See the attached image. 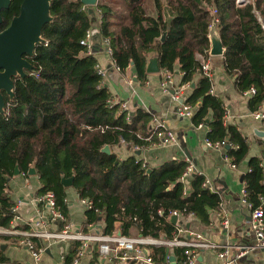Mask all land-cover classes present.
Listing matches in <instances>:
<instances>
[{
	"label": "trees",
	"instance_id": "1",
	"mask_svg": "<svg viewBox=\"0 0 264 264\" xmlns=\"http://www.w3.org/2000/svg\"><path fill=\"white\" fill-rule=\"evenodd\" d=\"M118 1L122 11L101 1L96 5L101 20L96 19V8L83 9L81 0L50 1L53 20L44 25L45 41L29 57L34 68L26 70L24 77H14V96L5 94V112L0 111V226L12 224L14 201L7 186L16 167L29 177L35 168L41 184L38 193L54 192L65 214L69 194L62 179L73 178L70 187L77 196L94 202L85 211L87 222L103 221L106 234L118 230L127 234L138 223L143 236L171 239L173 225L159 215L160 209L165 215L173 210L183 217L195 214L207 222L210 210L222 202L219 192L203 186L204 175L193 173L187 183L180 179L186 160L171 159L144 168L138 150L125 159L113 151L123 141L147 144L143 137L151 132L152 113L136 108L128 118L125 111L109 106V88L106 84L98 87L102 78L96 56L87 54L80 44L89 28L110 38L121 71L133 67L140 82L148 78L153 55L161 70L174 72L178 65L184 72L182 82L191 86L186 102L194 106L193 124H207V137L212 140L227 138L237 144L228 150L237 164L247 157V139L234 125L225 123L224 102L210 92L212 80L204 74L199 55L209 56L210 29L216 22L225 47L224 67L236 74L239 92L256 88L248 102L249 109L256 111L264 104V0L243 4L236 0H152L150 6L146 0ZM22 2L12 0L2 9L0 31L19 15ZM105 145H110L111 153L102 151ZM248 168L244 175L248 198L258 206V196L264 193V170L257 157L249 159ZM167 248H156L157 261L171 256ZM6 258L0 245V261Z\"/></svg>",
	"mask_w": 264,
	"mask_h": 264
},
{
	"label": "crops",
	"instance_id": "2",
	"mask_svg": "<svg viewBox=\"0 0 264 264\" xmlns=\"http://www.w3.org/2000/svg\"><path fill=\"white\" fill-rule=\"evenodd\" d=\"M93 9V8H92ZM96 19L98 16L96 14ZM218 31V29L216 28ZM211 32V31H210ZM219 33V31H218ZM96 35L94 54L98 63L107 70L105 76V84L110 90L111 99L115 103L127 101L130 112L133 113L136 108L157 115L161 119H165L167 125L177 132L179 144H170L164 147L144 146L141 148V154L137 155L138 159L147 164V168L160 166L163 162L171 159L188 160L190 159L197 170L202 171L205 177H208L214 187L219 191L222 197L220 206L210 210L209 220L204 222L195 214H189L183 217L186 228L192 232L201 234L206 241L219 244L232 243L234 245L240 243H255L254 236L239 235V231L245 229L251 220V211L240 200V192L244 186V175L248 171V161L251 157H257L261 161L264 168V122L255 119L252 115L253 111L249 109V97L246 92H239L236 88V74L227 73L223 57L221 55H212L207 57L210 63V72L212 80L213 94L219 96L224 102L226 108L225 123L234 125L245 135L248 142V155L238 164L237 169L230 167L224 159L221 151L209 148L205 145L204 139L207 136L208 125L204 124L202 128L194 125L191 118L181 117L177 114V108L180 103L186 102V96L191 94V86L182 82L183 72L179 66L173 72V83L170 86L171 92L181 90V101H175L170 91L164 92L160 87L161 74L149 73L148 78L144 82H140L135 77L133 67H129L126 71H118L113 65L112 59L105 53L101 44L98 43V31H94ZM101 36V35H100ZM156 57L153 55L151 58ZM120 110V109H118ZM195 112V111H194ZM194 115V113H193ZM152 123V122H150ZM111 152L112 148L110 147ZM113 151L117 153L120 159H125L135 151L131 144L125 142L114 146ZM187 183V182H186ZM40 179L38 175L24 177L21 174H15L8 182L7 192L11 195L13 201L23 200L20 212L25 222L19 226L28 228V224H32L36 219L41 217L38 206L31 199L38 194L40 188ZM68 205L69 211L67 216L74 223L75 227L82 229L86 233L103 232V221L98 223H88L85 214L86 208L78 203L74 197L80 199L74 189L68 186ZM225 210L230 218V229L224 231L221 228L220 217L218 212ZM44 220L49 221V211L42 212ZM28 223V224H27ZM55 223H49L46 228L51 231L58 229ZM142 226L133 223L129 228V234H141ZM118 230L115 233H119ZM106 234V233H105ZM239 235V236H237ZM2 236V235H1ZM0 236V245L2 251L9 253L8 257L14 259L6 260L8 263H27L35 264L29 250L21 246L18 242L19 237L6 235ZM180 237H185L180 234ZM190 238V237H189ZM191 239L196 240V236L192 235ZM36 243L40 247H44L39 264H60L62 256L65 255L67 264H71L77 254L78 241H49L45 238L36 239ZM167 246V254L171 255L170 264H184V249L181 247ZM10 251H8V249ZM160 247V246H159ZM156 248L150 247L149 252L155 257ZM175 249H180L176 254ZM234 246L233 252L237 251ZM18 252L24 254V258H17ZM6 256V255H5ZM7 257V256H6ZM171 257H173L171 259ZM163 260L162 262H165ZM218 249L200 248L197 264H218ZM78 264H132V261L122 262L119 259H104L98 255L97 246L88 244L85 254L81 257ZM237 264H264V250L252 249L246 255L237 260Z\"/></svg>",
	"mask_w": 264,
	"mask_h": 264
},
{
	"label": "built area",
	"instance_id": "3",
	"mask_svg": "<svg viewBox=\"0 0 264 264\" xmlns=\"http://www.w3.org/2000/svg\"><path fill=\"white\" fill-rule=\"evenodd\" d=\"M99 2L100 0H98V3ZM87 7L91 6L84 4L83 9H87ZM96 11L98 18L101 20V10L97 9L96 7ZM95 38L96 35L94 34L93 28H89L86 31L85 35L81 38L80 44L86 47L87 54L95 53V44L97 43L95 41ZM98 43L101 44V47L103 48L105 53L111 57L115 68L118 71H121L120 67L117 65L116 60L113 57V47L111 45L110 38L99 36ZM207 57L208 56L203 54L199 55V59L201 60V67L204 74L211 77L210 63ZM96 68L98 74L102 78L100 84L98 85V87H101L103 84H105V76L107 70L101 67L99 63H97ZM159 73L161 74V89L164 92H171L170 86L172 85L174 80L173 72L168 69H160ZM187 84L190 85V83ZM210 92L212 93L213 90L210 89ZM246 93L252 96L256 94V88L251 87L247 90ZM171 94L173 100L181 101V90L174 89ZM108 104L111 107L117 106L118 109L127 113L128 118L131 117V112L127 101L115 103L110 98L108 99ZM193 113L194 106L187 102L180 103L179 107L177 108V114L181 117L192 118ZM252 115L255 119L264 122V104L259 105L258 109L254 111ZM151 122L152 126L149 136L143 137L147 141V144H131L134 150H141V148H143L144 146L149 145L150 147H164L170 144H179L177 132L167 125L165 119H161L157 115L152 114ZM203 125L204 123H200L197 126L199 128H202ZM209 131L210 128L208 126L207 133ZM204 143L209 148L221 151L224 159L228 162L230 167L233 169H237L238 164L235 162L234 157L228 152L229 148L237 147V144L229 142L227 138L221 140H212L207 136L204 139ZM142 166L144 168H147V164L145 162H142ZM193 173L203 175L202 171L197 170L194 163L190 159H188L187 166L185 167L180 179L186 183L188 181V177ZM19 174L24 177H28V175L24 172H20ZM262 182L264 183V171ZM203 186L209 188L211 191L219 192L208 177H205ZM240 195L241 202L245 204L251 211V220L249 225L245 229L239 231V235L252 234L255 239V243L253 244L240 243L234 245L228 242L225 244H219L206 241L202 238L201 234L194 233L189 228H186L185 222L182 220L183 215L179 210H173L168 215H165L162 209L159 210V215L173 225L174 230L172 232L173 237L171 239L155 238L152 236H143L141 234H123L122 232L121 234H105L102 232L86 233L82 229L75 227L74 223L69 219L67 214L62 211L60 205L57 203L56 196L52 191L38 193L36 196L32 197L31 201L38 206V211L41 212V217L36 219L32 224L27 223L29 225L28 228L19 226L21 223L25 222L24 217L20 212V207L23 204V200L18 199L17 201H15L11 207L13 215L12 224L9 227L0 226V235H15L19 237V244L29 250L30 255L36 262L35 264H39L41 255L44 252V247H40L36 243V239L38 238H45L49 241H78L79 244L77 247V254L71 264L79 263V260L85 254V250H87L89 243H91L92 246H97L98 255L101 258L119 259L124 263L132 261V264H170V257H167L165 262L157 261L153 254L149 252L150 247L168 245L181 247L184 249V264H197L200 248L218 249V257L220 259L218 264H237V260L246 255L247 252L251 251L252 249L256 248L264 250V193L259 194V205L256 206L251 200H249L246 185L244 182V186L240 192ZM79 201L86 209H90L94 205V202L91 198H80ZM46 210L49 211L48 222L44 220V215L42 214V212ZM218 215L220 217L221 228H223L224 231H228L230 229V218L228 214L225 210H220L218 212ZM174 217H176V221H173ZM49 223L57 224L59 226L58 229L55 231L48 230L46 226ZM180 234H184L185 237H180ZM192 235H195L197 239H191ZM234 246L238 248L235 252H233ZM0 264L27 263H8L0 261ZM60 264H67L65 255L62 256V262Z\"/></svg>",
	"mask_w": 264,
	"mask_h": 264
},
{
	"label": "water",
	"instance_id": "4",
	"mask_svg": "<svg viewBox=\"0 0 264 264\" xmlns=\"http://www.w3.org/2000/svg\"><path fill=\"white\" fill-rule=\"evenodd\" d=\"M11 1L0 0V25L3 22L2 9L8 8ZM50 1L23 0L19 15H16L12 19L8 27L0 31V111L3 113L6 108L5 94H8L11 98L14 96V77H24L27 74L26 70L34 68L33 64L29 61V57L34 55L36 46L45 41L42 34L44 25L53 20ZM81 1L83 4L89 6L97 5L98 3V0ZM165 35L166 33L163 34L162 40L165 38ZM210 40V53L212 55H221L225 52L220 34L217 41L211 38ZM159 71L158 58H151L147 72L158 73ZM102 151L111 153L110 145H105ZM136 153L139 155L141 151L138 150ZM19 173V168L16 167L15 174ZM35 174L36 170L32 168L30 175ZM72 179L64 177L62 182L68 187L72 185ZM173 221H176V217L173 218ZM119 234H121V231H119Z\"/></svg>",
	"mask_w": 264,
	"mask_h": 264
},
{
	"label": "rangeland",
	"instance_id": "5",
	"mask_svg": "<svg viewBox=\"0 0 264 264\" xmlns=\"http://www.w3.org/2000/svg\"><path fill=\"white\" fill-rule=\"evenodd\" d=\"M101 2H103L104 4H109V5H111V7H113L114 9H115V11H122V9H123V6H122V4L118 1V0H100ZM163 1H165V0H163ZM248 1H250V0H236V3L237 4H241V3H246V2H248ZM251 1H253V0H251ZM146 2L148 3V5L150 6V3L152 2V0H146ZM95 8H96V5H93ZM151 7H149L148 8V10L149 11H151ZM209 9L211 10V12L213 13V14H215V8L214 7H209ZM259 13V12H258ZM261 18V17H260ZM217 28V25H216V23L214 22L213 24H212V27H211V29H210V31H212V30H214V29H216ZM94 31H96L95 29H94ZM74 199L75 200H78V203L80 204V205H82L81 203H80V201H79V199H77V197H74ZM83 206V205H82ZM164 239V238H163ZM12 247H10L9 249H8V251H10V249H11ZM9 255V253H5V255L7 256V258L6 259H8V260H12V259H14L13 257H8V255ZM17 258H20V259H23L24 258V254L23 253H21V252H18V254H17Z\"/></svg>",
	"mask_w": 264,
	"mask_h": 264
},
{
	"label": "bare ground",
	"instance_id": "6",
	"mask_svg": "<svg viewBox=\"0 0 264 264\" xmlns=\"http://www.w3.org/2000/svg\"><path fill=\"white\" fill-rule=\"evenodd\" d=\"M218 37H219V33H218V31L216 29H214L211 32V34H210V38L213 39V40H215V41H217Z\"/></svg>",
	"mask_w": 264,
	"mask_h": 264
}]
</instances>
